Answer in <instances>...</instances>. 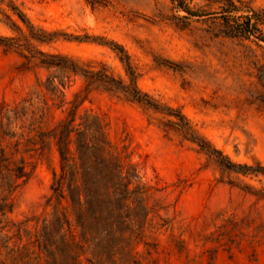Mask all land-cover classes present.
<instances>
[{
	"label": "rangeland",
	"instance_id": "obj_1",
	"mask_svg": "<svg viewBox=\"0 0 264 264\" xmlns=\"http://www.w3.org/2000/svg\"><path fill=\"white\" fill-rule=\"evenodd\" d=\"M12 2L36 35L47 39L31 38L27 26L0 4V36L12 39L0 44V107L28 98L49 79L65 104L44 117L45 131L65 117L75 95L82 101L78 114L90 110L105 117L110 141L130 146L144 179L159 183L178 215L174 231L159 237L165 249L161 264H264V175L225 169L199 145L207 143L235 164L264 168V0ZM110 43L124 49L129 69ZM28 44L70 57L90 74L125 85L133 79L157 107L82 74L45 68L11 46ZM47 143L15 196L12 221L44 210L58 164L55 141ZM172 239L184 241L181 253Z\"/></svg>",
	"mask_w": 264,
	"mask_h": 264
},
{
	"label": "trees",
	"instance_id": "obj_2",
	"mask_svg": "<svg viewBox=\"0 0 264 264\" xmlns=\"http://www.w3.org/2000/svg\"><path fill=\"white\" fill-rule=\"evenodd\" d=\"M0 4L27 26L31 38L45 42L46 35H36L12 0H0ZM183 11L191 14L187 7ZM2 16L11 28L21 32L10 15ZM11 41L0 36V44ZM110 45L129 69L124 49ZM11 46L26 50L45 68L82 74L100 87L157 107L133 79L125 85L102 73H88L70 57L46 54L29 44ZM43 87L49 97L42 93ZM81 102L75 95L65 117L50 131L44 130V117L54 106L65 104V98L49 79L45 84L39 82L28 98L0 107V264H161L165 249L159 237L174 231L180 224L178 215L166 203L159 183L144 179L130 146L110 141L105 117L90 110L78 114ZM51 139L58 164L52 170L44 210L12 221L9 215L15 196L30 179L35 160ZM199 145L214 154L225 169L264 175L263 167L235 164L207 143ZM172 243L178 252L184 250L183 240L172 239Z\"/></svg>",
	"mask_w": 264,
	"mask_h": 264
}]
</instances>
